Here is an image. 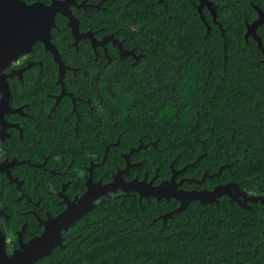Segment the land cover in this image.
Masks as SVG:
<instances>
[{
  "label": "trees",
  "instance_id": "1",
  "mask_svg": "<svg viewBox=\"0 0 264 264\" xmlns=\"http://www.w3.org/2000/svg\"><path fill=\"white\" fill-rule=\"evenodd\" d=\"M212 1L220 8L216 23L205 17L208 24L186 0L145 4L150 17L138 20L149 34L142 38V29L137 37L149 66L119 78L112 108L134 129L125 143L144 129L142 141L159 136L155 147L131 155L153 185L185 168L182 176L192 182L183 189L234 183L264 198V63L255 41L244 37L257 18L253 5L264 8L263 0ZM256 31L264 50V23ZM142 114L153 120L143 122ZM178 205L131 195L103 201L37 264H264V205L242 209L223 195L192 201L163 221Z\"/></svg>",
  "mask_w": 264,
  "mask_h": 264
},
{
  "label": "flooded vegetation",
  "instance_id": "2",
  "mask_svg": "<svg viewBox=\"0 0 264 264\" xmlns=\"http://www.w3.org/2000/svg\"><path fill=\"white\" fill-rule=\"evenodd\" d=\"M21 1L59 5L49 30L54 48L37 40L1 72L9 94L8 111L0 120V232L7 257L40 236L46 222L67 209L76 210L89 188L92 194L99 193L98 188L112 182L126 165L125 182L145 178L153 185L154 177L148 179L146 172H136L141 161H133L131 155L155 147L159 140V136L153 140L148 135L142 141L144 129L131 144L125 143L123 138L131 139L134 129L128 116L118 120L112 108L117 105L119 78L125 79L131 69L149 66L146 45H140L137 37L142 29V38L149 34L138 20L139 16L150 17L145 7L149 0ZM186 1L205 24V17L216 23L220 4ZM156 2L166 7L167 0ZM137 9L144 11L134 13ZM257 9L264 13V8L253 5L256 16ZM141 118L147 124L153 120L144 114ZM110 148L114 152L107 161ZM182 174H176L174 182H181L179 189L192 191L182 188L188 182ZM128 195L135 196L137 202L150 198L120 190L109 197L93 198L92 208L60 231L61 244L63 235H69L71 228L103 201ZM17 221L20 223L15 225Z\"/></svg>",
  "mask_w": 264,
  "mask_h": 264
},
{
  "label": "water",
  "instance_id": "3",
  "mask_svg": "<svg viewBox=\"0 0 264 264\" xmlns=\"http://www.w3.org/2000/svg\"><path fill=\"white\" fill-rule=\"evenodd\" d=\"M58 5V2L44 6L39 3L26 4L21 0H0V120L8 111L7 102L9 95L6 81L1 72L10 66L18 56L29 51L31 45L37 40L43 41L47 47L54 48L49 43V30L53 25V18L58 10ZM256 12L257 18L250 24L245 25L246 31L244 37L245 39L251 37L255 41L257 48L262 53V62L264 63V50L256 33L257 28L264 23V13L258 9ZM48 50L53 51L49 48ZM128 168L129 166L126 165L123 170H119L113 176L112 182L99 187V193L92 194V188H89L87 194L77 205L76 210H72V208L67 209L54 219L46 222L43 233L27 243L21 244L20 250L14 252L11 257H7L4 254V237L0 232V264H33L41 258L49 256L54 248H62L60 231L66 230L73 225L74 220L89 211L93 206L91 204L93 198H97L100 195L109 197L111 193L117 190L124 193L134 192L139 197H151L156 201L174 199L179 205L172 212L162 216L163 221L166 218H170L173 214L181 212L192 201H197L200 204L214 203L217 198L223 195L242 209L250 208L248 204H256L258 202L264 205V198L262 196L247 194L241 191L238 185L234 183L217 185L209 191L192 190L187 192L182 189L174 191L175 189L170 188V186L175 183V175L183 173L185 168L181 171L172 170L169 180L161 181L155 186L151 184V181L146 182L145 178L140 181L133 179L125 182L122 179V175L127 174ZM205 176L206 174L197 183H200ZM187 181L192 182V180ZM180 184L181 182L177 186ZM232 187H236L239 195L234 196L231 193L229 189Z\"/></svg>",
  "mask_w": 264,
  "mask_h": 264
},
{
  "label": "rangeland",
  "instance_id": "4",
  "mask_svg": "<svg viewBox=\"0 0 264 264\" xmlns=\"http://www.w3.org/2000/svg\"><path fill=\"white\" fill-rule=\"evenodd\" d=\"M170 188H174L175 190L174 191H176V190H178L179 188H178V186H177V184H172L171 186H170ZM230 191H231V193L232 194H234V196H237V195H239V193L237 192V190H236V187H232L231 189H229Z\"/></svg>",
  "mask_w": 264,
  "mask_h": 264
}]
</instances>
